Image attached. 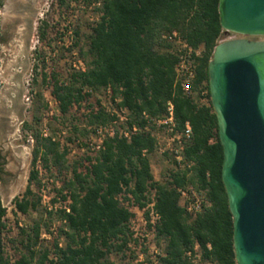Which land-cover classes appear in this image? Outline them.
Instances as JSON below:
<instances>
[{
    "label": "trees",
    "instance_id": "1",
    "mask_svg": "<svg viewBox=\"0 0 264 264\" xmlns=\"http://www.w3.org/2000/svg\"><path fill=\"white\" fill-rule=\"evenodd\" d=\"M88 1L99 3L100 17L86 45L79 47L84 67L71 68L62 78L53 66L42 72V81L50 84L62 115L75 107L86 110V126L73 125L80 136L115 123L121 129L106 133L97 150L68 164V146L26 123L34 130L35 145L28 184L14 199L15 212L26 215L40 210L39 163L47 170L71 168L72 175L57 191L65 206L45 208L30 226L20 227L21 250L14 260L5 251L2 235L8 227L7 208L0 197V264H119L111 255L122 253L125 257L131 249L134 237L129 223L136 216L132 207L145 208L152 201L159 218L149 225L155 227L157 241L165 243L157 264H195L187 252H195L197 244L203 260L237 264L233 216L222 178L224 148L209 85V63L226 33L219 0ZM56 2L64 10L73 4V0ZM51 28L47 20L38 27L40 41L50 48L55 40ZM175 30L200 50L192 88L197 97H201L202 88L207 89L206 103L187 94L177 79L178 57L169 51L170 42L164 38ZM74 33L70 51L79 46L80 31L74 29ZM45 61L43 57L44 66ZM103 91H110L118 112L108 111L99 98L95 104L85 105ZM170 100L178 129L183 130L189 122L192 136L184 148L183 165L173 159L175 167L156 180L151 162L158 149L153 121L163 117ZM40 101L38 111L48 110L43 97ZM122 111H126L124 119L119 115ZM35 118L39 121L37 114ZM165 156L169 157V152ZM190 186L204 199V208L195 217L180 204L179 189ZM146 216L150 217L149 211ZM56 221L59 225L54 231ZM44 233L51 238H44Z\"/></svg>",
    "mask_w": 264,
    "mask_h": 264
},
{
    "label": "water",
    "instance_id": "2",
    "mask_svg": "<svg viewBox=\"0 0 264 264\" xmlns=\"http://www.w3.org/2000/svg\"><path fill=\"white\" fill-rule=\"evenodd\" d=\"M26 32L4 26L0 44V193L5 206L23 183L30 162L27 147H13L23 121L28 49ZM3 12L4 9H3ZM225 32L264 36V0H219ZM14 12L11 13L13 15ZM209 85L224 148L222 178L233 216L237 264H264V40L220 41L209 63Z\"/></svg>",
    "mask_w": 264,
    "mask_h": 264
},
{
    "label": "rangeland",
    "instance_id": "3",
    "mask_svg": "<svg viewBox=\"0 0 264 264\" xmlns=\"http://www.w3.org/2000/svg\"><path fill=\"white\" fill-rule=\"evenodd\" d=\"M35 6L36 9L39 10L33 20L32 36L29 43L28 59L30 64L27 71L22 76V82L25 86L23 102L27 104V106L23 111L24 119L18 124V129L16 130V133L20 135V137L10 141L13 147H27L31 154L23 183L20 185L17 193L5 205L7 208L6 222L8 227L2 236L5 243V251L13 260L19 256L21 250L19 242L20 227L30 226L45 208L49 209L50 206L64 207L66 202L63 201L57 191L72 175L71 168L61 170L59 167H52L50 170H47L42 166V163H39L40 180L42 182V202L40 204V210L30 211L26 215L15 212L14 199L25 191L28 184V178L32 168L33 148L35 145V138L33 136L34 130L26 127V123L33 124L34 128H38L43 135L52 134L56 139L61 140L63 146H68V164H72L76 158L82 155L97 150L101 144L103 134L109 130L114 128L121 129L120 124L115 123L109 125L104 130L80 136V133L73 129V125H78L80 127L86 126V110L84 108L78 109L75 107L69 114L62 115L59 111L58 103L51 93L50 84H44L42 81V72L45 70L51 71L53 66L60 72L62 78L67 77L71 68L84 67V63L79 55V47L86 45L92 27L96 21L99 20L100 15L97 10L99 3H91L88 0H73L72 8L64 10L58 7L56 0H37ZM43 20L49 21L52 26L50 36L55 40L52 42L51 48L47 47V45L43 44L39 39L38 27ZM74 29L80 31L79 46L74 47V49L70 51L69 48H71V43L76 38H74ZM241 37L253 40H264V36H247L234 32H226L221 41ZM43 57L46 59V67L42 63ZM37 65L38 69L36 72L35 68ZM35 78H37V80H35ZM39 94H41V96H39ZM195 96L201 103L208 102L207 95H200L201 97H197L198 95L195 94ZM41 97L48 103V110L41 109L38 111L37 108L41 102ZM97 98L101 100L102 105L108 111L118 112L117 106L111 100L110 91H103L98 96L91 97L85 105L88 103L95 104ZM36 114L39 116V121H36ZM119 115L124 118L126 112H119ZM156 128V136L165 144L168 138L166 132L162 128ZM78 138H81V142ZM169 155L170 156L167 157L165 153L157 150L151 156L152 172L156 180H162L165 172L175 167L176 164L172 161L175 158L172 154ZM34 190L38 192L36 185L34 186ZM193 190L197 195L202 196L195 189ZM54 198L56 199L55 202L53 201ZM58 225L59 222H54L52 230L55 231ZM139 228L140 231L144 229L143 232L147 229L144 228L143 225L139 226ZM148 233L149 236L146 246L140 248L137 242L132 241L130 243L131 249L126 251L125 257L122 253H114L111 255V260L119 264H141V258H144V262L158 258V256H155V249L157 248L160 255H162L164 253L165 243L164 241L159 243L154 232L148 231ZM43 237L51 238L47 233H44ZM61 244L65 245L63 239H61ZM141 255L142 257H140Z\"/></svg>",
    "mask_w": 264,
    "mask_h": 264
},
{
    "label": "built area",
    "instance_id": "4",
    "mask_svg": "<svg viewBox=\"0 0 264 264\" xmlns=\"http://www.w3.org/2000/svg\"><path fill=\"white\" fill-rule=\"evenodd\" d=\"M164 38H166L170 42L169 51L178 57V62L176 65V73L177 79L181 82L183 90L187 94H194L192 83L196 77V58L200 56V50H196L192 47L184 37L178 32L173 31L170 34H165ZM201 96L207 95V89L202 88L200 91ZM126 112V111H124ZM125 117V116H124ZM121 119H124L121 117ZM158 128H162L168 138L165 144L161 142L160 138L157 136L158 140V149L160 152L165 153L169 152L172 154L177 162L183 165L184 162V148L188 141L191 139L192 136V127L189 122L186 123L185 128L183 130L178 129L176 117H175V107L173 101H168L166 113L163 117L159 119H155L153 121ZM104 130V129H100ZM136 130V128H135ZM99 131V130H98ZM114 129L109 130L108 132L113 133ZM106 132V133H108ZM124 132L123 130L121 131ZM105 133V134H106ZM103 134L102 138L105 136ZM155 134V131H154ZM125 135H128L125 132ZM156 135V134H155ZM101 138V142H102ZM181 165V166H182ZM179 191L181 192V206L186 210V213L190 217H195L199 212H201L204 208V199L202 196L197 195L193 189L190 187L187 188H180ZM53 206H50L52 208ZM68 209V208H67ZM69 210V209H68ZM132 210L136 213V216L131 219L129 223V227L133 232L134 241L138 239L137 242L140 248L146 246L148 241V236L150 232L155 233V227H150V223L155 225L156 221L158 220L159 216L154 209V201L150 202L145 208H140L139 206H133ZM149 211L150 217L146 216V212ZM143 225L144 228H147L144 231L141 230L139 226ZM131 245V244H130ZM210 246V245H209ZM160 252L156 248L155 249V256H159ZM188 257H190L195 264H215L210 261H205L202 258V250L200 245L197 244L195 248V252L188 251ZM142 257V255L140 256ZM141 264H146L147 261L144 262V258H141ZM158 258L155 260H151L150 264H157Z\"/></svg>",
    "mask_w": 264,
    "mask_h": 264
},
{
    "label": "flooded vegetation",
    "instance_id": "5",
    "mask_svg": "<svg viewBox=\"0 0 264 264\" xmlns=\"http://www.w3.org/2000/svg\"><path fill=\"white\" fill-rule=\"evenodd\" d=\"M36 2L37 0H0V44L5 42L4 26L9 21L15 34L23 35L26 32V26L32 21L36 12Z\"/></svg>",
    "mask_w": 264,
    "mask_h": 264
}]
</instances>
